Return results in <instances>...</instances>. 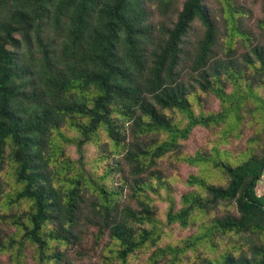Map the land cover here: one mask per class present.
Here are the masks:
<instances>
[{
    "label": "trees",
    "instance_id": "obj_1",
    "mask_svg": "<svg viewBox=\"0 0 264 264\" xmlns=\"http://www.w3.org/2000/svg\"><path fill=\"white\" fill-rule=\"evenodd\" d=\"M148 0H0V166L6 149L15 166V180L21 187L14 200L29 202L22 237L35 243L44 260L61 261L60 250H51L75 236L74 227L82 215L81 174L68 178L60 138L68 123L77 130L78 150L100 129L115 146L125 141L115 112L132 119L137 137L163 131L167 139L144 149L139 142L128 148L126 157L137 172L173 148L175 138L187 137L196 125L209 126L227 117V106L217 113L195 115L187 97L189 89L177 79L185 57V39L197 20L202 35L191 55L196 82L213 90L224 102L223 90L214 87L225 73L235 72L223 62L213 61L217 28L204 0H184L171 26L147 52L148 25L144 20ZM168 0H159L164 6ZM230 18L234 21V12ZM63 31L60 49L52 46L49 27ZM22 46H27L25 52ZM38 52L33 58L27 56ZM264 69L261 51L253 49ZM253 64L250 57H246ZM213 81L211 79V76ZM235 82V80H234ZM250 83L247 84L249 86ZM235 95V94H232ZM177 109L187 113L178 127L163 112ZM264 141V123L261 130ZM227 177L226 185L196 180L203 191L181 196L182 207L167 212V221L187 225L194 211L206 212L219 202H235L236 213L215 218L213 227L222 232H248L260 238L251 244V256L223 254L214 264H264V189L258 192L264 171V148L260 156L232 164L215 162ZM105 193L103 186L95 185ZM107 196V195H106ZM141 211L116 210L108 200L101 204L98 228L107 229L118 245L117 258L126 261L143 246L152 232L134 227L149 220V206L139 202ZM53 225V226H50ZM54 247V248H55ZM197 264V263H193ZM207 264H212L210 261Z\"/></svg>",
    "mask_w": 264,
    "mask_h": 264
},
{
    "label": "rangeland",
    "instance_id": "obj_2",
    "mask_svg": "<svg viewBox=\"0 0 264 264\" xmlns=\"http://www.w3.org/2000/svg\"><path fill=\"white\" fill-rule=\"evenodd\" d=\"M184 0H168L164 6L159 0H148L143 22L148 25L150 40L156 44L171 26L176 12ZM217 28L213 47V61L228 65L235 72V79L224 72L214 87L223 90L226 100L213 91L198 86V72L191 68L193 48L203 29L196 20L185 39V57L178 68L177 79L189 89L187 97L193 114H209L222 111L226 105L227 117L220 123L209 126L196 125L187 137L175 138V145L152 162L146 161L144 170L137 172L126 157L128 148L134 143L148 149L167 139L168 133L151 131L137 137L132 119L115 112L125 136L121 145L115 146L100 129L91 141L80 150L76 147L77 130L68 123L61 126L64 136L60 141L64 147L69 166L67 177L81 174L82 215L74 227L75 236L69 242L62 241L55 247L50 240V252L60 250L61 261L44 260L35 243L22 237V223L26 221L29 202L14 200L21 184L15 180V166L5 151L0 166V264H214L223 254L251 256V244L260 236L248 232H222L212 225L215 218L235 214V202H219L206 212L194 211L187 225L177 221L168 222L167 212L182 207L181 196L191 191L203 195L196 180L217 185H226V175L215 166V162L239 163L248 157L260 156L264 148L261 130L264 123V69L256 60L253 49L261 51L264 58V0H204ZM234 12V21L230 18ZM45 33L57 50L63 38L60 28L49 27ZM27 46H22L25 52ZM30 58L39 55L31 51ZM250 57L253 64H249ZM235 80V82H234ZM250 83L249 86L247 84ZM235 94V95H232ZM165 115L178 127L187 122V113L177 109H165ZM258 192L264 189V171ZM95 185L103 186L105 193L98 192ZM107 195V196H106ZM108 200L120 213L129 208L135 212L142 209L139 202L149 206L150 219L136 222L134 227L151 230L150 239L126 261L117 258V242L108 235L107 229L98 228L101 204ZM53 226V225H50ZM55 247V248H54Z\"/></svg>",
    "mask_w": 264,
    "mask_h": 264
}]
</instances>
